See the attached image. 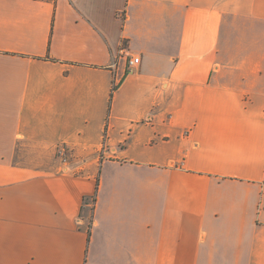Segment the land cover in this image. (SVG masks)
I'll use <instances>...</instances> for the list:
<instances>
[{
  "label": "crops",
  "instance_id": "crops-1",
  "mask_svg": "<svg viewBox=\"0 0 264 264\" xmlns=\"http://www.w3.org/2000/svg\"><path fill=\"white\" fill-rule=\"evenodd\" d=\"M0 264H264V0H0Z\"/></svg>",
  "mask_w": 264,
  "mask_h": 264
},
{
  "label": "built area",
  "instance_id": "built-area-1",
  "mask_svg": "<svg viewBox=\"0 0 264 264\" xmlns=\"http://www.w3.org/2000/svg\"><path fill=\"white\" fill-rule=\"evenodd\" d=\"M139 61H140V58L139 57L129 58L128 59V63H129L130 70L132 69L133 66H135L136 64H138Z\"/></svg>",
  "mask_w": 264,
  "mask_h": 264
}]
</instances>
